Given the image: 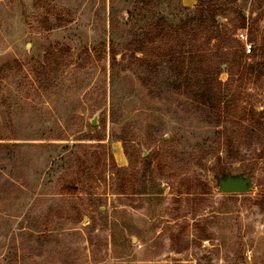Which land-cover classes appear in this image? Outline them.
Wrapping results in <instances>:
<instances>
[{
    "label": "rangeland",
    "instance_id": "rangeland-1",
    "mask_svg": "<svg viewBox=\"0 0 264 264\" xmlns=\"http://www.w3.org/2000/svg\"><path fill=\"white\" fill-rule=\"evenodd\" d=\"M146 1L0 0V264H264V128L231 161L223 110L159 92L128 48ZM224 2L264 62V0ZM250 78L241 106L262 111L264 68ZM228 172L252 190L219 192Z\"/></svg>",
    "mask_w": 264,
    "mask_h": 264
},
{
    "label": "trees",
    "instance_id": "trees-1",
    "mask_svg": "<svg viewBox=\"0 0 264 264\" xmlns=\"http://www.w3.org/2000/svg\"><path fill=\"white\" fill-rule=\"evenodd\" d=\"M165 1L158 0L163 4L161 8H155V0L146 1V5L150 4L146 14L148 23L139 26L129 40L131 56L146 66L154 81L162 80L157 88L160 93L183 96L204 109L223 110L232 122V128L224 132L226 159L240 160V144L260 139L264 128V110L241 106L245 97L244 84L251 80L252 74L264 68L261 60L247 61L245 45L236 36L238 29L247 27V17L237 11L238 17L229 28L222 19L226 14L224 0H199L195 7L181 3L165 6ZM250 41H257L252 32ZM253 56L257 57V51ZM112 58L115 63L114 49ZM224 72L228 74L226 80L221 78ZM111 77L112 85L121 77L116 66H113ZM125 77L134 80L129 75ZM241 108L243 116H239ZM244 114H250L251 123L258 125L259 131L243 123ZM123 146L132 161L125 142ZM111 159L117 175L125 179L127 167H119L113 156ZM143 159L147 162L144 171L136 173L138 178L152 168L151 157ZM221 160L218 158L219 164ZM88 169L83 173L88 174ZM67 187L74 189L70 185Z\"/></svg>",
    "mask_w": 264,
    "mask_h": 264
},
{
    "label": "water",
    "instance_id": "water-1",
    "mask_svg": "<svg viewBox=\"0 0 264 264\" xmlns=\"http://www.w3.org/2000/svg\"><path fill=\"white\" fill-rule=\"evenodd\" d=\"M92 124H97L96 117L92 120ZM218 185V190L221 193H245L252 190L254 182L250 175L243 173L232 174L228 172L218 177Z\"/></svg>",
    "mask_w": 264,
    "mask_h": 264
},
{
    "label": "built area",
    "instance_id": "built-area-1",
    "mask_svg": "<svg viewBox=\"0 0 264 264\" xmlns=\"http://www.w3.org/2000/svg\"><path fill=\"white\" fill-rule=\"evenodd\" d=\"M239 38H241L244 41L245 48L248 52L252 51V45L249 42L248 35L245 31H240L238 34Z\"/></svg>",
    "mask_w": 264,
    "mask_h": 264
}]
</instances>
